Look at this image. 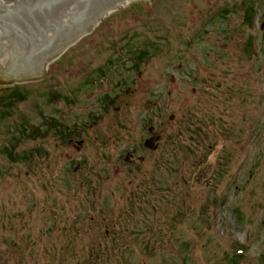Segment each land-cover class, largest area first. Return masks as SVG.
I'll list each match as a JSON object with an SVG mask.
<instances>
[{
    "label": "rangeland",
    "instance_id": "374dc122",
    "mask_svg": "<svg viewBox=\"0 0 264 264\" xmlns=\"http://www.w3.org/2000/svg\"><path fill=\"white\" fill-rule=\"evenodd\" d=\"M262 25L264 0L128 4L0 85V264H264Z\"/></svg>",
    "mask_w": 264,
    "mask_h": 264
},
{
    "label": "water",
    "instance_id": "95a60500",
    "mask_svg": "<svg viewBox=\"0 0 264 264\" xmlns=\"http://www.w3.org/2000/svg\"><path fill=\"white\" fill-rule=\"evenodd\" d=\"M126 1L0 0V45L7 41L12 51L16 52L14 54H19L15 63L17 72L28 71L37 62V68H32V74L9 79L5 68L12 65L13 56L4 51L5 47L0 48V85L35 81L39 74L38 68L42 70L45 63L88 35L120 5L146 0ZM150 132L156 135L153 128ZM158 141L159 137H152L146 141L145 146L156 150Z\"/></svg>",
    "mask_w": 264,
    "mask_h": 264
},
{
    "label": "trees",
    "instance_id": "16d2710c",
    "mask_svg": "<svg viewBox=\"0 0 264 264\" xmlns=\"http://www.w3.org/2000/svg\"><path fill=\"white\" fill-rule=\"evenodd\" d=\"M140 59V58H139ZM16 93V96H15V98H17V99H19V96H20V93H18V92H15ZM197 129H199V128H197ZM201 129V128H200ZM197 133V132H196ZM28 135V137H30V138H33V139H35V138H37L33 133H28L27 134ZM243 250H246V247L244 246L243 247ZM243 252V251H242ZM239 256H242V255H239ZM238 256V257H239ZM238 264H239V262H238Z\"/></svg>",
    "mask_w": 264,
    "mask_h": 264
},
{
    "label": "flooded vegetation",
    "instance_id": "af4514ba",
    "mask_svg": "<svg viewBox=\"0 0 264 264\" xmlns=\"http://www.w3.org/2000/svg\"><path fill=\"white\" fill-rule=\"evenodd\" d=\"M159 136H160V135H159ZM160 138H161V136H160ZM136 152H137V150L134 149L133 152L130 154V156H129L130 164H135L133 158L135 157ZM140 163H142V162H140Z\"/></svg>",
    "mask_w": 264,
    "mask_h": 264
}]
</instances>
